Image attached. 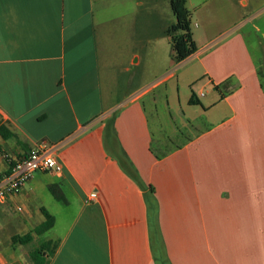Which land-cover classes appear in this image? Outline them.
Listing matches in <instances>:
<instances>
[{
    "label": "crops",
    "instance_id": "0c3cea01",
    "mask_svg": "<svg viewBox=\"0 0 264 264\" xmlns=\"http://www.w3.org/2000/svg\"><path fill=\"white\" fill-rule=\"evenodd\" d=\"M160 1L0 0V176L63 165L0 205V264H34L30 232L47 264H264V0H192L180 63Z\"/></svg>",
    "mask_w": 264,
    "mask_h": 264
},
{
    "label": "trees",
    "instance_id": "16d2710c",
    "mask_svg": "<svg viewBox=\"0 0 264 264\" xmlns=\"http://www.w3.org/2000/svg\"><path fill=\"white\" fill-rule=\"evenodd\" d=\"M170 6L175 16V23L171 25L166 34L170 37L172 47V60L174 63H180L190 57L197 51V45L193 38L192 32V13L187 7V0H170ZM216 90L220 92L221 97L224 98L236 88L232 78L228 79L222 84L215 86ZM195 95H192L190 103H196ZM153 190V188H152ZM54 196L63 201V196L55 186L52 188ZM45 221L38 226L34 233L40 235L51 229L54 226L55 218L46 209L42 210ZM33 233H27L16 237V241H19L23 245L30 246V255L34 264H47L44 254L51 252L49 244H39L38 246H32Z\"/></svg>",
    "mask_w": 264,
    "mask_h": 264
},
{
    "label": "built area",
    "instance_id": "2783aa9c",
    "mask_svg": "<svg viewBox=\"0 0 264 264\" xmlns=\"http://www.w3.org/2000/svg\"><path fill=\"white\" fill-rule=\"evenodd\" d=\"M55 150V146L34 149L24 158L17 160L9 174L0 176V205L4 204L8 197L18 195L36 172L62 173L63 165L54 155ZM96 199L97 194L93 193L85 202L90 203Z\"/></svg>",
    "mask_w": 264,
    "mask_h": 264
},
{
    "label": "rangeland",
    "instance_id": "374dc122",
    "mask_svg": "<svg viewBox=\"0 0 264 264\" xmlns=\"http://www.w3.org/2000/svg\"><path fill=\"white\" fill-rule=\"evenodd\" d=\"M131 7V5H129V8ZM187 7L188 9L192 12V15L193 17H195L198 13H197V9L199 8H196V6L194 4H192V0H190L189 3H187ZM158 11L159 13L162 15V17L164 19H169L170 21L172 22H175V17H174V13L171 9V6H170V1L169 0H161L160 3H159V7H158ZM194 23V21H193ZM189 87H186V86H183L182 89H181V93L184 94V91H189ZM166 107L162 106L161 105V109H162V113L165 114L166 112ZM168 111V109H167ZM177 120H180V118H177ZM161 124L162 125H165L164 127L167 129H170L173 130V129H176L178 130L179 127H180V124H178L177 121H174L172 124L169 123V121L167 120V118H164L161 120ZM151 125L154 129L155 132H157V137H159V133H158V125H157V122L155 120V118L151 117ZM190 133L189 132H185V129H182L180 130V132L174 134L175 138H173V136L171 137V143L174 144V145H178L182 142H184L185 138L189 135Z\"/></svg>",
    "mask_w": 264,
    "mask_h": 264
}]
</instances>
